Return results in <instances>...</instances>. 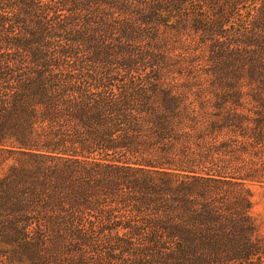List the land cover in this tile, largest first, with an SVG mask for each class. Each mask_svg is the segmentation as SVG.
I'll use <instances>...</instances> for the list:
<instances>
[{"label": "trees", "instance_id": "1", "mask_svg": "<svg viewBox=\"0 0 264 264\" xmlns=\"http://www.w3.org/2000/svg\"><path fill=\"white\" fill-rule=\"evenodd\" d=\"M263 175L264 0H0V264H264Z\"/></svg>", "mask_w": 264, "mask_h": 264}, {"label": "rangeland", "instance_id": "2", "mask_svg": "<svg viewBox=\"0 0 264 264\" xmlns=\"http://www.w3.org/2000/svg\"><path fill=\"white\" fill-rule=\"evenodd\" d=\"M248 187L250 188V217L257 229L258 239L264 242V175L260 177V182H250Z\"/></svg>", "mask_w": 264, "mask_h": 264}]
</instances>
